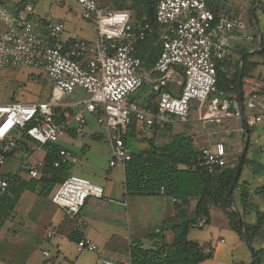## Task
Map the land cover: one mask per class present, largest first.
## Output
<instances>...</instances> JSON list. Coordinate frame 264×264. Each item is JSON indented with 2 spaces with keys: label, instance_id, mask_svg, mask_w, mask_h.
Returning <instances> with one entry per match:
<instances>
[{
  "label": "built area",
  "instance_id": "built-area-1",
  "mask_svg": "<svg viewBox=\"0 0 264 264\" xmlns=\"http://www.w3.org/2000/svg\"><path fill=\"white\" fill-rule=\"evenodd\" d=\"M35 1L38 0H24L19 14L11 19L10 28L0 33V66L42 68L51 84V92L45 101L0 103V200L9 185V176L2 173L1 168L15 151L17 139H22L24 134L39 145L56 143L67 132L66 123L57 119V109L64 107L63 99L77 88L82 89L87 98L77 103L80 106L73 115L76 131L83 129L88 115L96 114L99 125L108 133L115 132L110 139V166L123 164L130 158L123 134L132 121L139 122L148 132L162 129L171 116L186 118L191 101L195 102L199 118L217 119L213 116L216 110H222L227 116H242L236 100L232 102L234 111L228 110L227 103H221L220 97L225 96V91L216 85L217 63L227 55L225 40L218 32L253 40L241 18H221L215 24L208 0H158L153 23L135 26L129 10L100 8L96 0H75L81 7V17L94 22L96 36L93 41L63 40L62 22L30 19ZM155 26L162 28L159 51L152 66L158 96L154 107H144L128 100L147 80L141 70L143 62L135 54V42L144 39L146 32ZM167 81L175 83L179 91L172 93L163 89L161 86ZM260 90L253 91L247 98L254 122L264 116V91ZM207 102L208 113L202 114ZM63 115L69 116V113L63 112ZM198 152L201 164L209 173L224 169L226 150L222 141L212 146L202 145ZM76 161L77 157L70 150L60 148L53 166ZM42 166V160L26 159L21 168L30 178H36ZM160 191L163 192V187ZM102 195L100 185L69 175L53 189L50 200L66 215L74 217L88 198ZM52 235V231L46 232L47 237ZM77 246L87 250L97 248L85 238L80 239ZM101 264L131 262L105 259ZM258 264H264V259Z\"/></svg>",
  "mask_w": 264,
  "mask_h": 264
},
{
  "label": "crops",
  "instance_id": "crops-1",
  "mask_svg": "<svg viewBox=\"0 0 264 264\" xmlns=\"http://www.w3.org/2000/svg\"><path fill=\"white\" fill-rule=\"evenodd\" d=\"M21 1L22 3L24 2V0H21ZM5 2L6 0H0V5L6 7ZM256 5H257L256 8L259 7L263 11L262 5H259V4H256ZM110 9L129 10L128 8H125L124 4H120V6H115L114 8H110ZM80 16H81V10H80ZM221 18L222 17L219 14V18L218 20H215V24H218ZM39 19H42L43 21L62 22L65 27V20L63 18H57V19L39 18ZM131 19L134 22L135 26H138L139 24H143V23H150L146 21L144 17L141 18L140 20L136 19L132 12H131ZM89 22H91L94 26V36L92 38H85V37L79 38V37H74V36L63 37V33H62V39L69 40V39L75 38V39H85L88 41H93L96 36V28H95L94 22L92 21H89ZM243 22L246 26L245 19L243 20ZM10 24H11V19L7 18L3 14L2 10L0 9V33L8 30L10 28ZM161 29H162L161 27L155 26L152 28V30L146 32L144 39L137 40L135 42V54L143 62L144 67L141 70L143 71L144 77H146L148 81L146 80L143 86L141 87V89L142 88L143 89L141 90V94L139 95L138 98L129 97L130 96L129 95L128 100L130 102H135L144 107H154L157 101L158 93H157V89H155L153 85L157 77L155 73L152 71V66L155 62V59L159 51V37L161 34ZM257 30H258V33L256 34L257 38H258V34L260 33V36L262 38V43H263L264 42L263 41L264 31L262 32L260 30L259 22H258ZM218 33L225 40V48L227 50L225 62L229 66L227 70L229 76H232L235 73L236 68L238 66L237 61L240 59L241 61L240 63H242V58L245 54L251 55L249 57V63H256V66L247 70L246 75L243 76L242 82H239L241 84V93H242V113L245 117L246 127L248 130L247 134L249 138L248 139V145H249L251 128L254 127L256 123L262 122L264 120V116H263L261 121L254 122L251 116L252 110L247 105V98L250 93L256 90H260V89H261L260 90L261 92L264 91V69L261 68L262 66H264V58L257 53L261 50L258 44L259 38L257 40L258 43L254 44L251 41H244L240 37L238 38L237 35L229 36V35H226L222 31H219ZM47 82L50 85V91H51V84L49 80ZM239 83H238V86H239ZM161 87L172 93H177L179 91V88L175 85V83L171 81H167ZM86 98L87 97L85 98L80 97L78 100L71 99L63 103L64 107H59L57 109L58 111L57 119L59 121H64L66 123L67 132L64 135L60 136L56 144L61 146V148H66L70 150L77 157V160H78L79 151L81 150L83 151L85 148L84 147L85 144L82 141L78 139H74L77 137L78 134L83 133L84 130L86 132L89 131L91 138L99 140L103 136L100 130H103V132L105 133L109 141V146H110V139L115 134V132H112V131L108 133L107 130L102 125H99L96 122V118H95L96 114L88 115V120H87L86 125L83 127V129L80 132L76 131L75 129L76 120L73 118V115L76 113L77 109L80 106L77 104L78 101H82ZM220 100H221V103L223 104L227 103L226 105L229 111H234L232 102L236 100L238 103V107L241 110L239 101H238V89H237V94L235 96L225 92V96L220 97ZM208 104L209 103L207 102L202 108V112H201L202 114L208 113V108H207ZM194 109H195L196 116H190V118H188V115H189L188 114L187 117L183 119L171 116L169 118V122H167L165 126L170 127V125H173L174 123H177V122L185 123L187 121H190V122L193 121V123L201 124L202 128L206 130L205 133L201 134L200 136L197 135L196 137L189 135L192 138L195 149L198 151L199 147L202 145L212 146L216 141H222L224 144L225 150H226L225 166H228L230 168L233 166H237L241 150L243 149V146H244L245 135H246L245 128L243 127L242 122H241V116L240 117H234L232 115L227 116L226 114H224L222 110H216L214 111L213 116H216L217 119H214V118L212 119L211 117H206L205 119H203V118H199L195 104H194ZM63 112H68L69 116H64ZM248 119L250 122H247ZM236 120L239 123L238 126L234 125L231 127H227L226 123H230L231 121V124H233L234 121ZM130 125L126 127V129L124 130V134H123L126 136V144H125L126 148H127L128 140H131L135 144V139H137L139 134L141 135L142 133H144V134L149 135L152 132H157L163 129V128L154 129L148 132L144 130V128L139 122H136V121L133 122V125H134L133 130L130 128ZM147 139H150V138H147ZM147 139H146V142H147ZM20 140H22L24 148L22 147V149H18L17 147L11 156H15L16 154L20 152L22 153L20 156L21 161L22 160L24 161L26 159H29L31 161H37V160L43 161L45 151L42 149L41 145L39 144L35 145L34 144L35 141L29 138L22 137V139ZM170 141L164 144H167ZM154 145L161 146V145H156L155 143ZM135 146H137V144H135ZM148 146L149 144L147 143L146 147ZM146 147L139 146L138 149H143ZM110 150H111V146H110ZM127 150L128 152L130 151L129 149ZM39 151L41 152L39 153ZM246 152H247V149H246ZM111 154H112V151H111ZM237 155L238 157L234 161V158ZM245 156H246V153H245ZM252 160L256 161V159H247V162L245 163L247 164L246 167H245V164L243 165L242 163L243 166H241V170L237 178L238 179L237 189L234 191L232 195V201H230L232 202V204H229L231 207L236 208L238 210V213L240 215L239 217L240 220L242 216L243 221L246 222L248 225H252L256 222L258 212H264L259 209L261 201L264 200V195L261 196L255 193V189L261 186L262 184H264V173H263L264 171L259 170V169L254 170L255 167L251 164ZM21 161H20L19 168H21V165L23 162ZM259 164L264 165L263 163H259ZM120 165L122 166L121 169L114 170V171L116 172L115 177H121V182L119 183L118 180H114L110 176L106 177L101 183L94 182L95 184L100 185L103 188L102 197L101 198H94V197L88 198L84 206L82 207V209L74 217H70L66 215L65 212L61 208H59L52 202L51 204L50 203L46 204L43 199L46 197L42 196L39 193L40 186H38L34 191L25 190L20 194L18 201L13 208V211L14 210L17 211L18 209L21 210V212H19L20 216L26 220H29L30 223L35 225L36 228L35 229L33 228V231H34L33 234H35L36 237H37V234L40 233L42 234V237L45 240H48V241L52 239L55 240L54 241L55 253L53 255H51L45 249L42 250V254L45 257L46 264H101V262L105 259L130 261L129 253H128L129 245L134 241L140 240L144 247H149L152 245L153 241L157 239L156 238L151 239L148 236L156 235V234H160L164 237V242L168 245L167 250L170 251L171 249L170 244L174 238L172 227L176 224H179V223H175V220L178 217H180L178 216L179 212L176 209V205L180 204V201L175 200L174 198L164 195V194L152 195V196L128 194L126 192L125 185H124V163ZM115 166H111V167H115ZM15 173L19 174L18 171H15L13 173L8 172L4 174L10 176ZM69 173H70V170H69ZM69 175H72V174H69ZM21 177L25 178L23 176ZM80 177H83V176H80ZM256 177H261L262 183L259 185L251 186V181ZM83 178H86V177H83ZM25 179H30V177L25 178ZM244 185L245 187L248 188L249 194H248V203L246 204L245 207H242V205L240 204L239 194H240V189ZM195 204H196V198H190L188 203L182 206V208L185 210V215H186L188 208L192 207L193 210L195 209ZM57 208L62 211V215H58V216L56 215ZM215 208L217 207L213 205L208 206L210 220L207 223L205 222L206 220L204 218L202 217L197 218V215H196V217L193 219L197 218V224H195L194 226L202 228L205 225L211 224L212 212L213 210H215ZM251 208H255L253 212L254 218H253L252 213H250ZM219 210H220V214L225 218V214H228V212L223 211L221 209ZM122 212L124 213L125 218H126V228L121 227L116 222L117 219L113 218V217H116L117 214L119 215V213L121 214ZM109 216H112V218H110ZM193 219H190V220H193ZM229 222L230 221H227V220L224 221L225 227L236 232L229 226ZM4 225L0 227V237L2 235V231L4 230ZM119 227L120 229H122V232L126 231L128 235L127 238H125L122 234L119 235L118 233L114 232V228L118 229ZM149 228H153V230L150 231L149 233L143 234L144 231ZM48 230L53 232V235L51 237L46 236V232ZM209 233L211 235L212 232H209ZM84 238L89 239L91 242H93L97 246L95 250H88V251H95V253L97 254V258L94 260L93 263H85V262L79 261L78 259L79 253L82 252L81 250H87V249H79L77 246V242L80 239H84ZM239 238L241 240H244V237L241 238L239 236ZM187 239L192 240V239H189L188 237ZM146 241H148L147 243H149L148 246H146ZM192 241H196L200 244L207 243V242L210 243V246L212 248V257L208 259H212L214 257L215 249L217 245H221L224 243V239L221 237L215 238V239L213 238L206 239L202 241H198V240H192ZM69 242L73 244V249L71 250L68 249L67 244ZM245 242L247 243V239ZM252 243H254L255 246H252L250 248L251 260L246 263L240 262L238 264H251L253 260L252 249L256 250V249L264 247V223L262 224L259 230V233L253 237L252 242L249 244L252 245ZM15 254L16 253L9 252V250H5V249L0 250V260H2L4 264H13L11 262V259L12 257L14 258ZM17 254L21 262L18 261V263H14V264H25L27 260L23 259V256L21 255V253L17 252ZM204 261L201 262V264H203Z\"/></svg>",
  "mask_w": 264,
  "mask_h": 264
},
{
  "label": "rangeland",
  "instance_id": "rangeland-1",
  "mask_svg": "<svg viewBox=\"0 0 264 264\" xmlns=\"http://www.w3.org/2000/svg\"><path fill=\"white\" fill-rule=\"evenodd\" d=\"M208 1L213 8L219 9L222 19H225L228 16L242 18L243 20L245 19L246 29L248 33L253 36V40L251 42L255 44L254 35L258 33V30L252 19V22L250 23V10L256 4L264 6V0H253L254 4L251 0ZM96 3L98 7L107 9L124 4L125 8H128L132 13H134L136 6L135 0H96ZM5 4L6 7L0 5V9L7 18L12 19L19 14L22 1L6 0ZM80 10V5L75 0H38L32 3V11L29 16L32 21L39 18H63L65 20L63 37L74 36L79 38H92L94 36V26L91 22L81 18ZM255 13V20L259 22V28L263 32L264 12L258 7L256 8ZM261 68L264 69V66ZM47 81L48 78L46 73L40 67L23 68L15 66H0V103H7L11 100L20 101L22 103H32L37 102L38 100H43L47 98L51 92L50 85ZM142 89L140 88L135 93L130 94L129 97L138 98ZM80 97L85 98L87 97V94L82 89L77 88L71 96L64 98L63 102L71 99L78 100ZM190 104L188 118H190V116H196L194 109L195 102L191 101ZM247 122H250L249 119ZM226 124L227 127L239 125L237 120L234 121L233 124H231V121ZM100 132L103 136L99 140L91 138L89 131L86 132L85 130L83 133L78 134L77 137L74 138L82 141L85 144V148L83 151H79L78 160L70 169V174L86 177L93 183H101L106 177L110 176L114 180H118L120 183L121 177H115L116 172L114 170H120L122 166L119 163L115 167H109V159L112 157L109 141L103 130H100ZM205 132L206 130L203 129L199 123H193V121H187L185 123L177 122L170 125V127L165 126L162 130L152 132L149 135L144 133L141 135L139 134L137 139H135V144H137L138 147H146V139L152 138L156 145H162L172 140L179 134H187L196 137L197 135L200 136ZM34 144L38 145L36 142ZM135 144L131 140H128L127 149L137 150L138 147L135 146ZM22 147L24 148L23 143L19 145L18 149H22ZM40 152L41 151H39V153ZM21 154L22 153L19 152L15 156L9 157L1 168L2 173H13L18 171L19 175L29 178L28 172L19 168ZM238 155L235 156L234 161L237 159ZM246 157L247 159H256L258 163L264 164V120L256 123L254 127L251 128L250 144L247 148ZM246 166L247 164H245V167ZM261 183V177H256L251 181V186L259 185ZM43 199L46 204H51L50 197ZM259 209L264 211V200L261 201ZM56 210L57 216L62 215V211L60 209L57 208ZM254 210L255 208L250 209V213H252V215ZM19 212H21L19 209L17 211H12L9 217L5 220V225L3 223L4 230L2 231V235L0 237V250L5 249L9 250V252L16 253L14 258L12 257L11 259L13 264L18 263V261L21 262L20 258L17 256V252L21 253L24 260H27L25 264H46L42 250L45 249L53 255L55 253V240H45L40 233H38L36 237V235L33 234V228H36L35 225L30 223L29 220L22 218ZM109 217L112 218V216ZM195 217L196 214L191 207L188 208L186 215L178 217L175 220V223H180ZM113 218L117 219L116 222L121 227L126 228V218L123 212L121 214L119 213V215L117 214L116 217ZM225 218L220 214V210L215 208L212 212L211 224L205 225L202 228L192 226L189 229L187 237L192 240L202 241L219 237L224 239L223 244L217 245L214 257L212 259L205 260L203 264H238L240 262L246 263L251 260L250 248L255 246V244L252 243V245H248V243L239 238L236 232L225 227L224 221L232 220V216L230 214H225ZM152 230L153 228H149L145 230L143 234L149 233ZM114 232L119 235L122 234L125 238L128 236L126 231L122 232L120 227L118 229L114 228ZM209 232H212L211 235ZM147 242L148 241H146V246L149 244ZM67 245L69 250L73 249V244L69 242ZM81 251L82 252H80L78 256L79 261L93 263L97 258L95 251ZM0 264H4L2 260H0Z\"/></svg>",
  "mask_w": 264,
  "mask_h": 264
},
{
  "label": "trees",
  "instance_id": "trees-1",
  "mask_svg": "<svg viewBox=\"0 0 264 264\" xmlns=\"http://www.w3.org/2000/svg\"><path fill=\"white\" fill-rule=\"evenodd\" d=\"M251 1L254 4V1ZM157 2L158 0H135L136 6L133 15L138 20L144 17L146 21L153 23ZM208 6L214 13L215 20H218L219 9L213 8L209 1ZM249 18L251 23V17L249 16ZM257 40L255 34V44L258 43ZM257 53L264 58V42L261 50ZM250 56V54H245L242 63H240V59L237 61L238 66L232 76L228 75L229 66L225 62V58L218 61L216 66L217 88L235 96L238 83L242 82L247 70L256 66V63H249ZM47 99L48 97L38 101ZM133 122L130 125L132 130ZM22 136L28 138L24 134ZM123 139L124 144H126L125 135H123ZM21 143L22 140L17 139L16 148ZM147 143L149 146L146 148L130 150V158L124 162V185L128 194L145 196L164 194L170 196L180 201V204L176 205L180 217L185 216V210L182 206L187 204L190 198H196L194 210L197 218L202 217L206 220V223L209 222L208 206H216L232 216L229 226L241 238L244 234L248 243L252 242L253 237L259 233L264 223V212L257 213V220L252 225L244 222L242 216L239 221L238 210L229 205V201H232V195L237 189L238 179L229 194V199H225V193L232 181L236 166L231 168L225 166L220 172L209 173L201 164L202 157L195 149L191 136L187 134H179L169 143L161 146H155L151 138L147 139ZM41 147L45 151V155L43 166L36 178L25 179L17 173L9 176L7 192L0 200V227L13 211L23 191H34L40 186L39 193L42 196L50 197L53 189L69 176L72 164H63L59 167L53 166L61 146L47 142ZM246 162L245 156L243 165ZM251 164L255 167L254 170L264 171V165L253 160ZM161 187H163V192L160 191ZM255 193L261 196L264 195V184L257 187ZM248 194V188L245 185L242 186L239 194L242 207H245L248 203ZM197 218L185 220L172 227L174 238L170 244V251L167 250L168 245L160 234L148 236L151 239H157L149 247H144L140 240L132 242L128 247L131 264H201L204 260L211 258L212 248L210 243L200 244L187 239L189 229L197 224ZM252 255L251 264H258L264 259V247L256 250L252 249Z\"/></svg>",
  "mask_w": 264,
  "mask_h": 264
},
{
  "label": "water",
  "instance_id": "water-1",
  "mask_svg": "<svg viewBox=\"0 0 264 264\" xmlns=\"http://www.w3.org/2000/svg\"><path fill=\"white\" fill-rule=\"evenodd\" d=\"M256 6L255 5L254 7H252L251 9V18L253 20V23L254 25L257 27L258 29V22L255 20L256 19V15H255V9H256ZM263 11H264V6H263ZM258 38H259V48H261L262 46V38L260 36V33L258 34ZM238 101H239V105H240V108H241V112H242V93H241V84L239 83V86H238ZM241 122H242V125L243 127L245 128V132H246V135H245V142H244V146H243V149L241 150V153H240V156H239V160H238V163H237V166H236V169H235V172H234V175H233V178H232V181L225 193V199H229V194L230 192L232 191L233 189V186L235 185L236 181H237V178H238V175L240 173V170H241V166H242V163H243V159H244V156H245V153H246V149H247V146H248V130H247V127H246V121H245V117L242 113V116H241ZM229 204H232V202L229 201ZM240 220V218H239ZM243 237H244V240L246 241V237L245 235L243 234ZM248 243V242H247ZM248 245H250L248 243Z\"/></svg>",
  "mask_w": 264,
  "mask_h": 264
}]
</instances>
